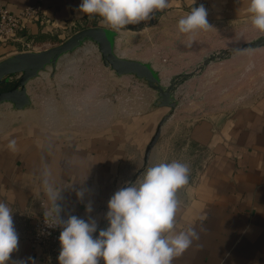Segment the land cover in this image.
<instances>
[{"label": "crops", "instance_id": "crops-1", "mask_svg": "<svg viewBox=\"0 0 264 264\" xmlns=\"http://www.w3.org/2000/svg\"><path fill=\"white\" fill-rule=\"evenodd\" d=\"M37 1L0 0V7L17 13ZM81 2L42 0L43 16L27 20L26 31L18 32V36L30 38L35 44L32 50H41L84 27L109 28L98 15L79 12ZM249 3L250 0H195V4L193 0H169V7L154 11L147 21L126 26L117 35L147 29L151 31L147 40L164 46L174 38L179 39V44L186 34L178 33L177 23L192 7L203 5L210 20H235L249 16ZM19 51H24L19 42L0 40V60ZM168 56L161 51L153 58L124 57L150 63L163 74L164 84L169 79L166 71L171 68L162 67L161 73L155 63L183 60ZM34 91L40 96L37 102L27 91L31 102L22 109L6 102L0 104V202L13 211L19 236L18 250L11 254L9 264H59L58 256H54L60 244L52 250L32 239L33 219L52 208L43 184L46 171L50 173L49 182L60 189L57 203L61 214L85 220L91 216L98 225L94 236H98L99 230L107 227V203L115 191L135 183L148 167L172 161L186 163L190 168L188 184L177 192L180 204L174 231L193 227L199 234V239L173 264H264V91L229 109L185 122L178 136L169 133L173 110L154 102L149 108L122 113L104 125L88 128L45 116L41 112L47 106L40 102L43 93ZM59 107L50 109L59 111ZM165 114L169 116L143 165L145 147ZM11 140L16 141L14 151L8 148ZM77 191L84 192L83 199L77 197ZM89 203L93 211L86 213Z\"/></svg>", "mask_w": 264, "mask_h": 264}, {"label": "rangeland", "instance_id": "rangeland-1", "mask_svg": "<svg viewBox=\"0 0 264 264\" xmlns=\"http://www.w3.org/2000/svg\"><path fill=\"white\" fill-rule=\"evenodd\" d=\"M208 21L212 28L186 34L179 44V39L174 38L164 46L156 44L153 39L147 40L148 33H151L147 29L137 33L121 31L116 37L115 49L123 56L146 59L163 51L170 59H183L155 63L161 67V73L164 72L162 67L171 68L166 71V77L192 71L178 84L174 93L177 104L171 109L173 126L172 132L169 131L174 136L183 132L185 122L229 109L264 91V44L240 47L261 37L251 27L250 16ZM223 50L230 52L226 54ZM210 53L223 55H216L203 67H197L203 56ZM42 72L36 79L28 81L27 91L32 92L33 102L40 97L34 94V90L43 93L40 102L47 109L41 113L53 120L85 124L90 128L104 125L122 113L128 115L149 108L156 100V92L144 80L129 74L117 75L104 65L96 44L90 41L63 55L55 67L47 66ZM56 105L61 106L59 111L50 109ZM59 114L60 118H57Z\"/></svg>", "mask_w": 264, "mask_h": 264}, {"label": "clouds", "instance_id": "clouds-1", "mask_svg": "<svg viewBox=\"0 0 264 264\" xmlns=\"http://www.w3.org/2000/svg\"><path fill=\"white\" fill-rule=\"evenodd\" d=\"M195 4V0H193ZM169 7V0H82L78 6L83 15H98L103 23L120 31L128 25L139 24L151 18L154 11ZM251 27L264 37V0H250L247 8ZM208 11L203 6L192 7L177 23L180 34H192L212 28ZM8 148L15 150L16 141ZM189 165L180 161L161 162L148 167L135 183L119 188L107 203V227L100 229L89 216L87 220L76 215L63 219L57 203L60 189L49 182L50 173H44L46 194L52 201L46 218L49 226L60 227L58 237L59 264H173L199 239L193 227L175 232L176 215L180 201L177 192L189 182ZM79 199L84 192L77 191ZM86 213L93 211L91 203ZM19 236L14 227L13 211L0 202V264H9L11 254L18 250ZM24 264V261L14 262Z\"/></svg>", "mask_w": 264, "mask_h": 264}, {"label": "water", "instance_id": "water-1", "mask_svg": "<svg viewBox=\"0 0 264 264\" xmlns=\"http://www.w3.org/2000/svg\"><path fill=\"white\" fill-rule=\"evenodd\" d=\"M116 35L117 31L111 28L88 26L73 32L66 39L50 47L41 50L19 51L4 57L0 60V104L6 102L15 109H22L29 105L31 100L27 92L28 81L36 77L47 66L55 67L60 57L90 41L96 44L104 65L110 67L117 75L129 74L139 80H144L147 86L156 92L154 105L173 109L177 104L174 96L175 90L192 71L176 74L170 77L166 84H163L158 71L150 63L121 56L115 51ZM262 44H264V37H258L240 47H256ZM229 52L230 50H223V53ZM216 55L221 57L223 54L210 53L203 57L201 64L197 67H203L209 60L215 59ZM168 116L165 114L161 117L148 141L144 150L143 165H146L150 150L159 138L161 125ZM139 172L140 170L135 175Z\"/></svg>", "mask_w": 264, "mask_h": 264}, {"label": "built area", "instance_id": "built-area-1", "mask_svg": "<svg viewBox=\"0 0 264 264\" xmlns=\"http://www.w3.org/2000/svg\"><path fill=\"white\" fill-rule=\"evenodd\" d=\"M43 12L42 0L21 8L17 13L10 12L5 6L0 7V40L19 42L20 48L24 51L34 49V42L30 38L19 37L18 32L26 31L25 22L27 20H36L43 16ZM45 21L48 22L50 20L46 19ZM49 23L52 24V21ZM60 215L63 219L68 218L61 213ZM46 219L47 222L51 223V219L46 218L45 214L38 215L33 219L32 239L41 246H51L52 250H55V247L60 244L58 237L62 229L49 226L46 223ZM59 251L56 252L55 258L59 255Z\"/></svg>", "mask_w": 264, "mask_h": 264}, {"label": "bare ground", "instance_id": "bare-ground-1", "mask_svg": "<svg viewBox=\"0 0 264 264\" xmlns=\"http://www.w3.org/2000/svg\"><path fill=\"white\" fill-rule=\"evenodd\" d=\"M168 80H169V79H168ZM167 82H168V81H167ZM167 82H166V83H167ZM166 83H164V84H166Z\"/></svg>", "mask_w": 264, "mask_h": 264}]
</instances>
